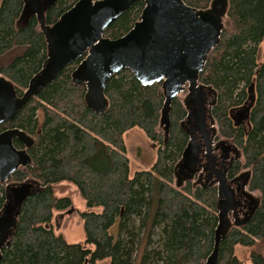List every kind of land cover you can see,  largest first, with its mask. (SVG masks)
Here are the masks:
<instances>
[{
	"label": "trees",
	"instance_id": "1",
	"mask_svg": "<svg viewBox=\"0 0 264 264\" xmlns=\"http://www.w3.org/2000/svg\"><path fill=\"white\" fill-rule=\"evenodd\" d=\"M79 0H53L44 14L54 26ZM199 11L213 0H183ZM24 0L0 4V58L18 50L19 56L0 68V77L12 81L23 98L48 59L46 37L39 19L18 27ZM144 0L107 28L104 37L116 40L140 21ZM84 58L58 77L0 125L24 132L34 144L15 139L18 149L28 147L32 164L10 181L0 183V212L8 186L34 181L40 187L22 206L18 225L2 249L1 264H206L215 246L219 225L218 191L195 187L191 181L175 186V171L189 136L182 128L187 111L179 98L171 104L166 135L160 129L166 97L163 83L143 87L130 70L113 76L106 88L109 108L98 114L86 102V85H76L74 71ZM200 85L216 92L213 118L219 137L242 151L240 168L249 170V190L260 202L242 227H233L221 240L219 264H242L237 247L254 248L264 241V0H229L220 44L209 55ZM252 90L254 94L252 95ZM244 111V112H243ZM248 113L246 126H236L232 115ZM138 128L157 147L151 170L130 176L125 135ZM26 146H25V145ZM239 171V170H237ZM76 185L90 209L82 214L87 243H69L52 226L54 212L72 207L70 198H58L52 185ZM119 221V235L110 230ZM252 264H264V255L252 251Z\"/></svg>",
	"mask_w": 264,
	"mask_h": 264
},
{
	"label": "water",
	"instance_id": "2",
	"mask_svg": "<svg viewBox=\"0 0 264 264\" xmlns=\"http://www.w3.org/2000/svg\"><path fill=\"white\" fill-rule=\"evenodd\" d=\"M139 1L142 0H79L54 26L45 25V11L41 10L38 18L46 37L47 62L23 98L18 97L12 81L0 77V125L13 120L38 90L51 84L65 68L84 58L72 79L76 85H86L85 102L98 114L109 108L105 92L110 79L125 70H130L143 87L163 83L166 100L161 126L167 133L171 104L185 87L192 90L209 88L200 85V74L209 55L220 44L229 0H213L203 11L188 6L183 0H144L140 21L128 34L116 40L105 38L107 28ZM33 14L34 10L27 5L20 22L27 23ZM15 139L23 143L30 140L20 130L0 134L2 184L10 181L21 168L32 164L30 155L14 146ZM191 154L188 147L184 161ZM39 187L34 181L8 186L6 204L0 212V264L2 249L13 236L23 204ZM219 219L214 251L206 264H219L221 240L231 228L239 226L237 223L231 226L228 210L223 208H220Z\"/></svg>",
	"mask_w": 264,
	"mask_h": 264
},
{
	"label": "flooded vegetation",
	"instance_id": "3",
	"mask_svg": "<svg viewBox=\"0 0 264 264\" xmlns=\"http://www.w3.org/2000/svg\"><path fill=\"white\" fill-rule=\"evenodd\" d=\"M24 1L34 10L32 17L37 18L41 10H44L46 14L54 6L52 0ZM26 24H18V27L23 28ZM177 98L182 101L187 111L181 125L189 136V140L182 158L188 147L192 154L182 162L180 167H178L179 164L176 166L175 183L176 178L179 177L181 180L179 188L188 181H191L195 187L216 188L218 209L228 210L230 220L242 227L254 213L259 202L253 197V192L248 187L249 171L240 168L239 163L243 161L242 151L232 141L220 138L218 135V127L212 114L216 104V92L210 88L198 87L192 90L186 86ZM243 112L233 113L232 117L236 121V126H246L248 113ZM163 133L166 135L164 128ZM30 140L25 144L33 145L34 141L30 142ZM27 146L19 150L29 153ZM153 146L157 154L158 149L154 143ZM244 171L248 173L242 174Z\"/></svg>",
	"mask_w": 264,
	"mask_h": 264
},
{
	"label": "rangeland",
	"instance_id": "4",
	"mask_svg": "<svg viewBox=\"0 0 264 264\" xmlns=\"http://www.w3.org/2000/svg\"><path fill=\"white\" fill-rule=\"evenodd\" d=\"M2 0H0L1 2ZM227 16L224 18V24L226 23ZM19 25H23L24 21L18 22ZM21 52L14 50L0 58V68L8 65L13 61L14 58L19 56ZM160 129L163 131V127ZM125 142L127 146V156L130 159V176L133 177L136 172L149 171L156 162V149L153 143L147 138V136L140 129L135 128L130 130L125 135ZM249 171V170H248ZM248 173L247 171L242 174ZM250 173V172H249ZM181 180L179 177L176 178L175 186L180 187ZM52 189L58 198H70L72 201V207L65 210L54 212L52 220V226L57 235L63 236L69 243H78L86 246L93 250L94 247L87 243L86 235L84 231V223L82 214L88 211L101 212V208L90 209L76 185L71 182H59L52 185ZM253 197L256 201L260 202V198L257 193L253 192ZM257 202V203H258ZM231 226H236L235 222L231 221ZM239 227V226H238ZM110 233L117 238L119 235V221H116L114 226L111 228ZM145 246L143 245L140 252L137 264H139L141 255ZM257 251L264 255V241H259L258 244L252 248L237 247L236 254L242 261V264H252L250 255L252 251ZM97 264H111L110 259L102 260Z\"/></svg>",
	"mask_w": 264,
	"mask_h": 264
},
{
	"label": "bare ground",
	"instance_id": "5",
	"mask_svg": "<svg viewBox=\"0 0 264 264\" xmlns=\"http://www.w3.org/2000/svg\"><path fill=\"white\" fill-rule=\"evenodd\" d=\"M183 161H184V158L181 159V161L179 162V164H180V163L182 164Z\"/></svg>",
	"mask_w": 264,
	"mask_h": 264
}]
</instances>
